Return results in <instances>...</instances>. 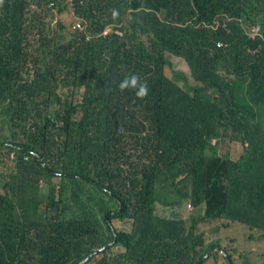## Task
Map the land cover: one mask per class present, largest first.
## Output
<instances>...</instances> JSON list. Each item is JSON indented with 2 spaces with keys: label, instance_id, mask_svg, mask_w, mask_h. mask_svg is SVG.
Here are the masks:
<instances>
[{
  "label": "trees",
  "instance_id": "trees-1",
  "mask_svg": "<svg viewBox=\"0 0 264 264\" xmlns=\"http://www.w3.org/2000/svg\"><path fill=\"white\" fill-rule=\"evenodd\" d=\"M66 11L81 29L44 20ZM0 115V264H239L224 244L264 242V0H3Z\"/></svg>",
  "mask_w": 264,
  "mask_h": 264
},
{
  "label": "rangeland",
  "instance_id": "rangeland-1",
  "mask_svg": "<svg viewBox=\"0 0 264 264\" xmlns=\"http://www.w3.org/2000/svg\"><path fill=\"white\" fill-rule=\"evenodd\" d=\"M72 1V0H69ZM64 15H60V17H56V14L54 16L52 15H47L45 16L44 20L45 22H47L48 26L50 24V27L53 30L59 29L58 24H67L68 26L72 27V26H76L78 20L75 18V15H70L69 13L64 12ZM34 24V32H36L38 24L37 23H33ZM33 38L35 39L36 37L33 35ZM171 61L173 62L174 68L176 69H183V71L185 72H190V70L188 69V65L186 64L185 60L171 55L170 56ZM2 116L0 115V131H7L6 128V123H4V121L1 120ZM221 151H225V152H231L232 155L237 156L239 155V153L241 152V146L237 147L236 149H229V144L227 142H224L222 144V148ZM194 210V209H193ZM191 212V210L187 207L183 209V214L187 215ZM204 232H205V242L207 244H212V240L210 238V232L208 231V227L204 226ZM223 246H227L228 252H233L236 256H240L241 259H245L247 258L252 264H264V242L256 245L253 241H251L250 239H244L243 235H239V239L234 240L233 242H228L226 244H224ZM216 251L218 250H213V256H211L208 260H206V262H208L209 264H225L222 261V258L219 254L216 253ZM241 259L238 260V263H241ZM206 262L204 264H206Z\"/></svg>",
  "mask_w": 264,
  "mask_h": 264
},
{
  "label": "clouds",
  "instance_id": "clouds-1",
  "mask_svg": "<svg viewBox=\"0 0 264 264\" xmlns=\"http://www.w3.org/2000/svg\"><path fill=\"white\" fill-rule=\"evenodd\" d=\"M3 3V0H0V4ZM34 6V5H33ZM117 13L115 11H113V16H116ZM187 13H184L180 16L179 20H177L176 22L173 23V28L172 30L167 33L168 34V37L169 38H173L175 35H178V28L185 25V24H191V21L189 20V17L186 16ZM184 19H187L185 22H184ZM78 22H77V25L76 26H72V27H76V28H82V25H81V22H80V19H77ZM230 23V21H227L226 24H225V27L227 26V24ZM200 25V24H198ZM213 30V29H211ZM256 30L258 31L259 30V27L256 28ZM115 32L118 34V35H121L122 33L118 30H115ZM119 89L121 91H124L126 89H131V90H134L135 92V96L141 100H143L147 95H148V87H147V84L146 82H141V79L139 77V75L137 74H132L130 76H127L125 77L120 83H119ZM243 152V148L241 146V153ZM107 217V216H106ZM201 230H203L202 226H201ZM200 230V231H201ZM115 238H116V233H115ZM213 250H218V248H212L210 249L205 255H204V258H206L207 260L209 259V256L212 255L213 256V253L212 251ZM83 260V259H82ZM81 261V260H80ZM79 261V262H80ZM78 262V263H79ZM86 262V261H85ZM84 262V263H85ZM82 263V264H84ZM80 264V263H79Z\"/></svg>",
  "mask_w": 264,
  "mask_h": 264
},
{
  "label": "water",
  "instance_id": "water-1",
  "mask_svg": "<svg viewBox=\"0 0 264 264\" xmlns=\"http://www.w3.org/2000/svg\"><path fill=\"white\" fill-rule=\"evenodd\" d=\"M107 245H108V244H106V245L103 246V247H100V248L96 249L95 252H98V251L103 250ZM88 258H89V257L84 258V259L81 260L79 263H80V264L84 263Z\"/></svg>",
  "mask_w": 264,
  "mask_h": 264
}]
</instances>
